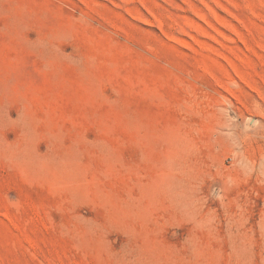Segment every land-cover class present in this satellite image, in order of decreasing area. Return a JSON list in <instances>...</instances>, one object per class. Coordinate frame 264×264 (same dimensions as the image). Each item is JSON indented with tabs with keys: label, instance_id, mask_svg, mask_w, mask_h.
<instances>
[{
	"label": "rangeland",
	"instance_id": "1",
	"mask_svg": "<svg viewBox=\"0 0 264 264\" xmlns=\"http://www.w3.org/2000/svg\"><path fill=\"white\" fill-rule=\"evenodd\" d=\"M0 264H264V0H0Z\"/></svg>",
	"mask_w": 264,
	"mask_h": 264
}]
</instances>
